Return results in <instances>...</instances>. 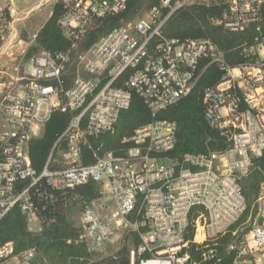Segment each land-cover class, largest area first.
Here are the masks:
<instances>
[{"label":"built area","instance_id":"built-area-1","mask_svg":"<svg viewBox=\"0 0 264 264\" xmlns=\"http://www.w3.org/2000/svg\"><path fill=\"white\" fill-rule=\"evenodd\" d=\"M5 1L0 0V17ZM127 1L64 0L65 35L82 37L92 18L117 14ZM214 1L162 0L146 18L112 30L81 54L69 86V56L43 51L30 58L28 72L19 78L25 82L24 94L8 92L0 111V144L6 154L0 161V222L18 207L29 230L41 231L31 200L34 186L44 179L52 190L67 191L95 182L101 195L80 216L81 238L93 252L106 253L115 238L133 234L141 242L130 250V264H200L191 262L188 252L190 225L194 222L193 242L202 246L235 225L247 210L240 180L248 176L254 159L264 155V33L242 48L246 61L235 67L210 39L164 35L176 11ZM224 4L212 21L231 33L264 21V0ZM203 60L207 64L201 69ZM210 65L223 75L205 90L204 118L228 138L230 147L175 156L176 124L158 114L187 97ZM15 71L21 73V68ZM134 94L152 111V121L126 137L125 147L92 150L95 161L85 164L89 137L110 132L130 109ZM55 111L70 115V122L39 173L29 142L42 135ZM260 201L264 203V185ZM262 218L253 227L252 241L232 243L228 250H237L239 257L256 251L264 264V205ZM35 255L34 250L16 253L13 243L0 246V264H32ZM202 257L215 264L218 252L207 246Z\"/></svg>","mask_w":264,"mask_h":264},{"label":"trees","instance_id":"trees-1","mask_svg":"<svg viewBox=\"0 0 264 264\" xmlns=\"http://www.w3.org/2000/svg\"><path fill=\"white\" fill-rule=\"evenodd\" d=\"M161 3L162 0H128L124 10L104 18H92L82 37L70 39L65 35L61 25L68 7L64 0H56L50 18L28 47L25 58L30 59L43 51L53 56L57 54L69 56L71 60L67 67L69 86L71 74L76 69L77 59L81 54L112 30L126 26L144 10L159 7ZM225 8L224 0H216L211 5L193 3L185 6L167 21L164 35L167 38L184 41L210 39L220 47L230 65L234 67L241 65L246 61L241 53L242 48L253 45L256 37L262 36L264 21L253 23L245 32L231 33L212 21L218 18ZM11 22L10 8L6 7L0 17V48L9 35ZM74 46L76 48H73ZM206 64V60H203L200 68L203 69ZM222 73L218 66L210 65L202 72L187 97L158 114L159 118L176 124L175 156L223 152L230 147L228 138L221 131L210 128L204 118L205 90L220 83ZM152 119V111L139 95L134 94L130 109L121 114L118 123L110 132L89 137L88 144L84 147L83 162L94 163L92 154L94 149L102 147L104 150H117L123 147L126 137H130L137 128ZM69 122L70 115L55 111L46 122L42 135L29 142L32 165L39 173L46 166L55 143L64 135ZM5 155L0 144V161ZM240 184L247 200V210L224 235L218 236L206 245H198L193 242L194 222L190 225L187 238L191 241L188 249L191 262L209 264L202 257L207 246L214 247L218 252L217 259L213 260L215 264H239L246 258L239 257L237 250L229 251L228 248L232 243L239 245L243 238H246V241L252 239L250 236L260 211L264 185V155L254 159L250 173L240 180ZM100 195L101 187L95 182L73 190L58 191L49 188L46 180H41L31 189V200L40 219L41 231H30L26 216L16 207L0 222V246L13 243L16 253L34 250L36 255L32 264H130V250L139 246L140 237L128 234L118 249L113 250L109 247L107 252L102 254L93 252L89 242L81 238L82 229L76 224L74 214L82 212Z\"/></svg>","mask_w":264,"mask_h":264},{"label":"crops","instance_id":"crops-1","mask_svg":"<svg viewBox=\"0 0 264 264\" xmlns=\"http://www.w3.org/2000/svg\"><path fill=\"white\" fill-rule=\"evenodd\" d=\"M19 0H6L3 9L6 7L10 8L12 22L9 26V35L5 40L4 44L0 48V111L3 106L5 95L8 92H14L17 94H24V84L25 82L20 81V76H23L26 72L17 73L15 71L16 67L21 68V64L25 58L26 52L28 47L31 45L32 42H27L25 40L19 30L17 29L18 26L24 20H27L31 14H33L34 10L39 8L41 4L35 6H21L23 9L18 11L17 9V2ZM50 3V1L48 2ZM55 2H51L49 4V11L48 18H50L52 14L53 4ZM11 6V7H10ZM20 8V6H19ZM19 12L23 13V16H19ZM45 20L44 24L47 22ZM43 24V25H44ZM42 25V26H43ZM17 27V28H16ZM37 34L34 35V38ZM3 122L0 116V131L2 130ZM252 247V246H251ZM239 264H263V262L259 259L258 253L253 251L246 258L240 262Z\"/></svg>","mask_w":264,"mask_h":264},{"label":"rangeland","instance_id":"rangeland-1","mask_svg":"<svg viewBox=\"0 0 264 264\" xmlns=\"http://www.w3.org/2000/svg\"><path fill=\"white\" fill-rule=\"evenodd\" d=\"M50 1L51 2H55L56 0H19L17 2V9L18 11H21L23 9V7L21 6H35L38 4H41L39 6V8H37L36 10H34L33 14H31V16L28 17L27 20H24L23 22H21V24L18 26V30L21 33L22 37L27 40V42H32L34 41V35L38 33V31L40 30V28L42 27V25L44 24L45 20H47L48 18V12L49 11V4L48 3ZM20 6V8H19ZM11 7V6H10ZM149 12V10H144L143 12H141V14L132 22L137 21L140 18H146L147 13ZM11 13V12H10ZM19 16H23L22 12H19ZM30 59H26L24 58L22 64H21V71L24 73L27 71L28 69V63H29ZM112 204V203H111ZM263 201H260V211L257 214L255 223H260V220H262V215H263ZM262 208V210H261ZM83 212V211H82ZM82 212L74 214V220L76 222V224L78 226H80V216L82 214ZM253 225V227H254ZM127 236V234H123L120 235L119 237L115 238L114 241L112 242V244L110 245V247L113 250H116L119 248L120 245H122V242L124 240V238ZM252 237V236H250ZM198 240H200V237L198 238ZM252 240V239H251ZM250 240V241H251ZM243 241H246V238H243ZM248 241V240H247ZM13 263L17 264V261H13ZM8 264H12V262H9Z\"/></svg>","mask_w":264,"mask_h":264}]
</instances>
